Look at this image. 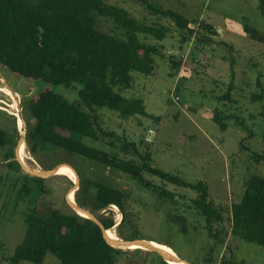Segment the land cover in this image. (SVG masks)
<instances>
[{"label":"rangeland","instance_id":"rangeland-1","mask_svg":"<svg viewBox=\"0 0 264 264\" xmlns=\"http://www.w3.org/2000/svg\"><path fill=\"white\" fill-rule=\"evenodd\" d=\"M110 1L134 16L149 17L144 5L137 1ZM149 1L181 12L187 18H202L215 32L209 42L201 43L193 35L180 46L177 29L162 19L169 26L167 36L161 40L146 37L148 42L163 47V55L153 57L155 72L151 75L132 72V87L121 93L127 98H141L151 117L139 114L124 117L106 107L96 108L101 125L118 135L125 134L141 151L147 149L151 165L187 182L204 181L215 204L227 206L240 198L245 179L251 175L264 177V162H255L252 156L254 151L264 154V43L242 30V24H247L264 34V16L256 0ZM108 25L106 21L104 26ZM197 25V21L193 23L194 27ZM170 57L180 60L178 70L171 67ZM47 86L69 102L78 101L79 82L48 85L39 79L17 78L0 67V129L10 140L0 146V264H11L8 258L23 238L26 214L32 211L45 214L48 206L62 213L77 210L74 193L88 179L126 191L129 194L126 211L135 214L133 218L142 237L138 239L166 251L177 261L182 257L190 264H220L221 256L227 255L236 264H264L263 246L235 237L216 245L211 262H206L212 239L203 229V217L187 207L189 198L195 194L186 188L164 184L176 194L178 203L171 204L157 199L149 188L128 175L77 153L42 141L32 151L33 142L27 140V133L32 130L34 119L26 102ZM257 95L260 98L254 97ZM214 111L224 117V130L212 119ZM80 140L119 157H131L130 153L120 151L115 139L96 141L81 137ZM240 140L246 148L240 147ZM107 141L114 146L107 145ZM24 143L25 161L20 159ZM58 168L69 175L54 174ZM38 178L43 179L39 182ZM145 178L161 184L155 177L145 175ZM92 196L93 190L87 195L78 194L88 201ZM168 211L186 217V233L169 221ZM93 215L113 217L115 232L122 218L114 205ZM154 239L169 241L177 254L165 244L148 243L156 242ZM120 240L124 239L116 233L111 241L123 247ZM135 248L139 247L124 248L128 251L113 264H161L155 250L141 247L143 251L137 252ZM167 262L173 263L168 259ZM40 264H59V260L47 253Z\"/></svg>","mask_w":264,"mask_h":264},{"label":"trees","instance_id":"trees-1","mask_svg":"<svg viewBox=\"0 0 264 264\" xmlns=\"http://www.w3.org/2000/svg\"><path fill=\"white\" fill-rule=\"evenodd\" d=\"M134 1L144 5L152 17L150 21L147 20L149 17L134 16L110 0H0V67L17 78L39 79L48 85L81 84L76 102L67 101L49 86L26 102L34 119L33 128L27 133V140L33 142L31 150L34 151L36 143L42 141L77 153L128 175L149 188L157 199L171 204L178 203L176 194L164 184L192 191L195 196L189 198L187 207L203 217V229L212 239L204 259L206 262H211L215 246L225 244L231 237L264 247V177L249 176L237 201L227 206L217 205L204 181L187 182L177 174L151 165L147 149L141 151L125 134L118 135L102 127L96 108L106 107L124 117L135 114L151 117L141 98H127L121 93L132 87V72L144 75L155 72L153 57L163 55V47L148 42L146 37L161 40L167 36L169 26L162 23V19L177 29L180 46L193 35H197L201 43L209 42L210 35L215 32L213 26L202 18H187L181 12L149 0ZM256 1L264 16V0ZM106 21L108 27L104 26ZM196 21L198 25L194 27ZM242 30L252 39L264 43V34L255 28L242 24ZM169 63L178 70L179 59L170 57ZM233 64L231 60V66ZM254 97L260 98L258 95ZM212 119L222 130L225 129L224 117L218 111H214ZM81 137L96 141L115 139L120 151L130 153L131 157H119L86 145ZM9 141L5 131L0 129V146ZM105 143L114 146L112 141ZM240 147H245L241 140ZM252 156L255 162H264L263 153L254 151ZM145 175L155 177L161 184H154ZM91 190L90 201L78 197L80 192L87 195ZM74 197L78 205L89 208L92 213L109 205L121 211L122 218L113 238L116 233L125 240L142 238L133 218L135 214L126 211L129 198L126 191L88 179L81 183ZM167 217L180 231L187 232L184 215L168 211ZM98 219L101 226L74 211L62 213L51 206L45 209V214L32 211L25 215L23 238L8 260L11 264L20 261L40 264L50 253L59 264H113L128 250L115 248L104 237L105 229L106 233L109 231L107 237L110 236L113 217L98 216ZM154 241L169 246L176 253L169 241ZM135 251L143 250L135 248ZM157 257L161 264H168ZM232 259L222 255L220 264H236Z\"/></svg>","mask_w":264,"mask_h":264},{"label":"bare ground","instance_id":"bare-ground-1","mask_svg":"<svg viewBox=\"0 0 264 264\" xmlns=\"http://www.w3.org/2000/svg\"><path fill=\"white\" fill-rule=\"evenodd\" d=\"M23 151H24V155L23 156H21L20 157V159H22L23 161H25V157H26V155H25V143L23 144ZM23 153V152H22ZM28 157V156H27ZM54 172V174H56V175H69V173L68 172H66V171H64L63 169H61V168H58V169H56L55 171H53ZM69 198H70V195H69ZM71 205H72V203H71ZM72 208L73 209H75L74 208V206L72 205ZM77 212L79 213V214H81L82 216H87V214L86 213H83V212H80V211H78L77 210ZM116 223V222H115ZM114 227H112L111 229H112V231H111V233H112V237L114 236V229H113ZM111 229H109V230H111ZM109 232V231H108ZM107 232V233H108ZM105 235L107 236V233H106V230H105ZM111 233H110V236H109V238H110V240H111ZM144 242H147V241H144ZM115 246H118L116 243H114V242H112ZM119 243H120V245L121 246H125V248H130L131 246H137V247H139V248H141V247H148V248H151V249H158V250H160L163 254H164V256H166V258L168 259V260H170L171 262H175L176 264H179V262L176 260V259H174V258H172L171 256H168V255H165L166 253V251H164V250H161V249H159L158 247H155V246H153V245H149V244H146V243H143L142 242V240H139V241H134V242H132V243H130L129 245H125L124 243H123V241L122 240H120L119 241ZM153 244H155V245H158V244H160V243H157V242H152ZM173 252V251H172ZM174 253V252H173ZM176 257V256H175Z\"/></svg>","mask_w":264,"mask_h":264},{"label":"water","instance_id":"water-1","mask_svg":"<svg viewBox=\"0 0 264 264\" xmlns=\"http://www.w3.org/2000/svg\"><path fill=\"white\" fill-rule=\"evenodd\" d=\"M69 204H70V203H69ZM77 210L82 211V212H85V213L87 214V216H83V217H87V218L93 220L94 222H96L98 225L101 226V223H100L99 219L96 218V217L93 215V213H92L91 211H89V210L86 209L85 207H82V206H79V205H77ZM77 210L75 209L74 211H75L78 215L82 216L81 214H79V213L77 212ZM105 230H106V229H105ZM105 230H104V232H105ZM104 237H105L106 241H107L110 245L114 246L115 248H120V249H124V248H125V246H123V247L115 246V245L112 243V241H111V240L105 235V233H104ZM139 240H140V239H138V240H136V239H134V240H125V239H124L123 242H124L125 245H129L130 243H132V242H134V241H139ZM153 250H155V251H156V252H157V253L163 258V260L167 262V258L164 256V254H163L160 250H158V249H153ZM182 261H185L187 264H189L186 260L181 259V258L178 257V262H182ZM167 263H168V262H167ZM168 264H169V263H168Z\"/></svg>","mask_w":264,"mask_h":264},{"label":"built area","instance_id":"built-area-1","mask_svg":"<svg viewBox=\"0 0 264 264\" xmlns=\"http://www.w3.org/2000/svg\"><path fill=\"white\" fill-rule=\"evenodd\" d=\"M177 100H178V96H175V97H174V101H177Z\"/></svg>","mask_w":264,"mask_h":264},{"label":"flooded vegetation","instance_id":"flooded-vegetation-1","mask_svg":"<svg viewBox=\"0 0 264 264\" xmlns=\"http://www.w3.org/2000/svg\"><path fill=\"white\" fill-rule=\"evenodd\" d=\"M17 123H18V122L16 121V125H18Z\"/></svg>","mask_w":264,"mask_h":264},{"label":"crops","instance_id":"crops-1","mask_svg":"<svg viewBox=\"0 0 264 264\" xmlns=\"http://www.w3.org/2000/svg\"><path fill=\"white\" fill-rule=\"evenodd\" d=\"M165 255H167V254H165ZM170 255H172V254H170Z\"/></svg>","mask_w":264,"mask_h":264}]
</instances>
